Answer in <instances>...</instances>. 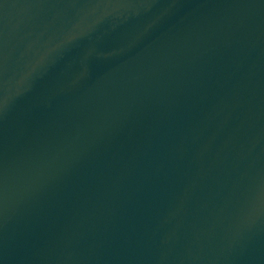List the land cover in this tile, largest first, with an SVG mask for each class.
<instances>
[{
    "label": "water",
    "instance_id": "1",
    "mask_svg": "<svg viewBox=\"0 0 264 264\" xmlns=\"http://www.w3.org/2000/svg\"><path fill=\"white\" fill-rule=\"evenodd\" d=\"M0 264H264V0H0Z\"/></svg>",
    "mask_w": 264,
    "mask_h": 264
}]
</instances>
